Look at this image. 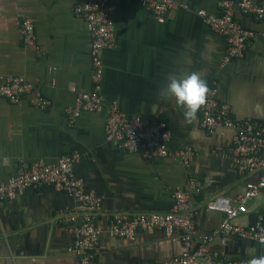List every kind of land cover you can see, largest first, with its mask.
<instances>
[{"label":"crops","instance_id":"crops-1","mask_svg":"<svg viewBox=\"0 0 264 264\" xmlns=\"http://www.w3.org/2000/svg\"><path fill=\"white\" fill-rule=\"evenodd\" d=\"M221 1L194 0L188 8L171 10L161 22L133 0H112L115 42L103 54L104 106L83 111L71 121L69 109L77 94L94 85L92 38L85 19L75 12L81 0H0V85L8 76H22L51 101L49 107L39 108L32 103L33 93L18 103L0 95V183L22 165L56 164L63 155L79 153L74 172L101 199V209L94 213L102 230L97 260L165 264L183 251L177 232L167 236L161 230L143 231L133 241L110 236L106 229L112 214L169 211L174 193L186 190L193 178L201 187L197 225L203 236L224 218L208 211L206 203L216 195L234 199L244 192L246 180L258 179L255 173L243 177L232 160L212 152L233 147L234 129L208 131L197 114L186 121L174 98L165 96L171 78L195 72L207 85L215 84L218 99L230 105L234 119L264 122V18L234 9L235 18L256 36L242 57L224 62V36L197 15L198 9L220 13ZM24 18L34 23L40 51L23 41ZM113 100L128 118L166 120L169 148H190L189 166L174 157L148 159L107 141V108ZM77 205L74 197L51 187L28 189L2 202L0 264H81L71 250V224L64 221L73 214L81 216ZM247 207L236 224L248 226L264 215V189Z\"/></svg>","mask_w":264,"mask_h":264},{"label":"built area","instance_id":"built-area-1","mask_svg":"<svg viewBox=\"0 0 264 264\" xmlns=\"http://www.w3.org/2000/svg\"><path fill=\"white\" fill-rule=\"evenodd\" d=\"M141 7L151 11L158 21H165L170 11L188 8L194 0H133ZM220 13H210L198 9L197 15L214 31L224 36L227 48L224 62L242 57L250 42L255 38L254 30L244 26L235 18L237 7L244 14L264 18V0H222ZM112 0H81L75 12L82 16L92 38L91 60L94 72V85L90 91L80 92L76 96L75 106L69 109L70 120L74 121L83 111H100L104 106L102 78L104 74L103 54L113 47L115 42L112 15ZM22 38L25 44L40 51L35 26L30 18L21 21ZM206 102L196 113L200 117L202 128L211 131L224 126L235 130L233 147L229 150L213 149L216 156L233 161L238 172L247 177L257 174V180H246L245 189L236 198L216 195L206 203V209L218 212L223 219L211 233L200 236L198 233L197 196L201 187L193 178L188 180L186 190L174 193L175 203L166 212H139L128 214L117 212L110 216L106 231L110 236L133 241L143 231L161 230L167 236L179 233L183 251L165 264H246L249 258H233L220 251H208L206 245L230 235L264 241V215L257 217L255 223L241 226L235 223L240 215L247 212L248 201L256 198L264 189V122L246 118L236 120L228 103L220 101L215 84L207 85ZM33 93V105L47 108L51 101L41 91L33 90V85L22 76H8L0 85V95L11 102L18 103ZM179 109H183L178 107ZM108 117L105 136L109 142L119 147L140 152L144 157H174L184 166H189L192 150L181 148L171 150L168 142L170 129L166 120L160 118L145 119L140 116L128 118L122 112L118 102L108 105ZM80 159L79 153L63 155L56 164L36 161L29 166H20L17 173L6 183H0V203L16 198L28 189L51 187L63 191L78 201L77 208L82 212L64 218L71 224L75 236L71 247L78 255L81 264H100L96 257L102 230L94 221V213L101 209V199L93 191L86 189L84 181L74 172V164Z\"/></svg>","mask_w":264,"mask_h":264},{"label":"clouds","instance_id":"clouds-1","mask_svg":"<svg viewBox=\"0 0 264 264\" xmlns=\"http://www.w3.org/2000/svg\"><path fill=\"white\" fill-rule=\"evenodd\" d=\"M207 93V82L192 72L183 78H171L167 83L165 96L174 98L175 104L183 108L184 119L191 121L205 104ZM261 242L264 243V241ZM246 264H264V255H253Z\"/></svg>","mask_w":264,"mask_h":264},{"label":"water","instance_id":"water-1","mask_svg":"<svg viewBox=\"0 0 264 264\" xmlns=\"http://www.w3.org/2000/svg\"><path fill=\"white\" fill-rule=\"evenodd\" d=\"M206 249L208 251H220L230 257H251L253 255H264V243L259 240L244 238L237 235L228 236L214 248H210L208 244L206 245ZM98 261L100 264H106V260L102 261L101 258Z\"/></svg>","mask_w":264,"mask_h":264},{"label":"trees","instance_id":"trees-1","mask_svg":"<svg viewBox=\"0 0 264 264\" xmlns=\"http://www.w3.org/2000/svg\"><path fill=\"white\" fill-rule=\"evenodd\" d=\"M233 258H242V257H233ZM243 258H250V257H243Z\"/></svg>","mask_w":264,"mask_h":264}]
</instances>
